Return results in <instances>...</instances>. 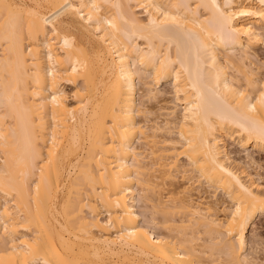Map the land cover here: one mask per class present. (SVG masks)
I'll return each mask as SVG.
<instances>
[{"label": "bare ground", "instance_id": "6f19581e", "mask_svg": "<svg viewBox=\"0 0 264 264\" xmlns=\"http://www.w3.org/2000/svg\"><path fill=\"white\" fill-rule=\"evenodd\" d=\"M263 42L264 0H0V264H253L264 190L225 139L264 148V74L248 54ZM142 73L182 105L163 126L137 104ZM78 83L69 104L62 85ZM170 124L177 139L156 140ZM178 158L194 181L152 199Z\"/></svg>", "mask_w": 264, "mask_h": 264}, {"label": "rangeland", "instance_id": "374dc122", "mask_svg": "<svg viewBox=\"0 0 264 264\" xmlns=\"http://www.w3.org/2000/svg\"><path fill=\"white\" fill-rule=\"evenodd\" d=\"M139 18L144 19L143 13L137 12ZM249 59L253 63L254 67L258 66L259 69V77H261L264 74V42L258 44L257 46L251 47V49L248 50ZM229 74L234 78H240V75L235 72V70H228ZM80 86V83L77 84V86H72L68 84L62 85L65 96L67 99L66 102L69 104H73L75 102L74 100V91L75 87ZM136 87H137V95H136V101L139 106L143 109H148L152 113L150 117L147 118L146 125L151 126L152 122H156L159 126H163V124L166 122L167 117L166 113H168L170 110H175L176 116H179L180 112L182 111V105H180L176 99L174 94V88L171 83V81L168 82H160L159 84H155L152 81V78L147 77L146 74L141 75V78H136ZM148 88L157 90L159 94L156 98L150 99L147 95ZM139 119V118H138ZM145 122V121H144ZM174 125L170 124V130L173 132L172 135L168 136L165 133L159 134V136L156 138V140H163L167 139L169 137L173 139H177L175 128H173ZM237 141H232L229 138L225 139V145L227 147V152L229 153L230 160H233V165L239 172L244 171L243 175H249V178L253 181H255L256 185L260 186L262 190H264V148H254L252 145L248 146L246 148H241L240 145L236 144ZM135 146L137 143H134ZM232 162V161H231ZM177 163L179 164L178 171L174 172V183L166 188V187H156L154 188V194L151 195L152 199H160L164 204H166L168 201V190L172 189H181L185 185H189L191 183H187V180L189 178H192L194 181L195 174L191 172V167L189 166L188 162L184 158H178ZM151 171L154 172V169L151 168ZM156 175V173H153ZM183 176V180L182 177ZM247 180V178H245ZM206 187V185H204ZM189 191V195H191V198L194 201H199L202 203H208L212 204L217 203L218 206V214L219 217H222L225 214H228L232 208V203L229 201L227 196L218 190L215 193V198L213 197L212 190H209L207 192H203L200 189H196L195 186H191ZM83 190V189H82ZM142 208V204H139ZM140 210V209H139ZM138 210V211H139ZM221 210V211H220ZM103 210H99L100 216L99 218L101 220H105L106 217L104 216ZM141 212V210L139 211ZM147 216V215H146ZM148 217V216H147ZM145 217V219L147 218ZM173 217L176 218V215H173ZM144 215L140 216L139 218V224L143 223ZM144 219V220H145ZM155 221L156 222H162V217L155 215ZM145 225V224H144ZM156 234H162L164 233L163 230L155 229ZM198 236L200 237V240L197 241V244H201L202 240L206 239V235L203 233H199ZM246 240H247V246H246V252L247 258L249 261H251L253 264H264V217L259 219L256 218L254 221V224L252 227L248 229V232L246 233ZM225 259H219L216 255L209 257L208 261L211 262L210 264H229L224 261Z\"/></svg>", "mask_w": 264, "mask_h": 264}]
</instances>
